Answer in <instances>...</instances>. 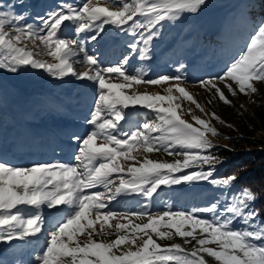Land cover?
I'll return each mask as SVG.
<instances>
[{"label": "snow or ice", "instance_id": "1", "mask_svg": "<svg viewBox=\"0 0 264 264\" xmlns=\"http://www.w3.org/2000/svg\"><path fill=\"white\" fill-rule=\"evenodd\" d=\"M208 3L60 0L35 17L25 0L0 3V70H43L55 79L90 82L95 89L85 132L68 136L76 146L74 162L17 166L0 158V244L37 242L28 252L14 249V264H210L206 257L211 264H264V216L255 207L260 193L249 186L231 191L238 176L216 175L224 159L214 149L227 146L210 138L221 135L211 121H225L207 112L186 86L184 63L174 74L152 78L150 68L132 63H150L166 25L198 15ZM110 30L132 39L114 61L104 63L97 45ZM78 65L87 67L78 71ZM257 82H264V22L252 28L244 47L219 74L195 80L229 106L232 100L221 84L233 97H252L258 94ZM141 86L163 90L140 91ZM182 101L203 115L189 107L191 122L184 119ZM139 109L153 119H135L132 113L138 115ZM161 151L174 159L142 155ZM201 183L220 190L212 202L187 210L171 205L151 210L150 202L166 189ZM128 196L142 197L145 203L134 211L110 207ZM113 232L115 239L103 238ZM41 237H46L42 245ZM174 237L184 244L158 242ZM0 264L7 261L0 258Z\"/></svg>", "mask_w": 264, "mask_h": 264}, {"label": "rangeland", "instance_id": "2", "mask_svg": "<svg viewBox=\"0 0 264 264\" xmlns=\"http://www.w3.org/2000/svg\"><path fill=\"white\" fill-rule=\"evenodd\" d=\"M12 2L14 0H0V3L3 4ZM59 3L60 0H25V6L30 8L32 17L44 15L45 12L55 8ZM17 11H20V9H17ZM260 22H264V14L258 9L256 0H209L208 6L198 15H187L179 23L166 25L162 38L156 43L154 58L150 63H140L135 60L132 63L136 68H150L149 78L163 73L174 74L178 64L184 63L187 66L186 74L188 76L186 86L196 99L204 105L207 112H215L222 119H226L225 112L235 106L240 109L244 108L251 114L253 112L252 100L264 102V82H257L258 94L252 97H246L239 93L233 97L227 88L221 84L220 87L232 100V106H229L218 98L213 99L205 89L195 84V80L207 75L219 74L224 65L244 47L252 28ZM70 35L74 34L70 33ZM109 35H111L114 42L111 52L108 53L102 47L108 35L97 45V54L101 55L104 63L114 61L120 55L125 42L132 39L112 30L109 31ZM90 54H92L91 46ZM42 58L50 59L48 57ZM86 67V65H78L77 70L83 71ZM138 90L162 92L163 86H141ZM94 93L95 89L90 82L85 84L74 77L59 80L51 77L43 70H32L30 68L21 70L16 74L0 70V147L5 146L7 148L11 140L19 141L24 133L26 134L27 124H29V131L31 130L30 127L34 126L36 128L40 127L37 124H44L45 129H43L42 137L47 131L50 133L51 140L60 135L56 133L57 127L55 124L57 122L59 125L64 126L67 125L66 123L81 126L85 132L87 126L84 125V120L88 111L81 112V116V114H72V109L79 113L78 107L75 106L79 95L81 103L88 102V107H90L94 99ZM210 99L212 100L211 104L208 103ZM182 104L184 119L191 122V114L188 113L189 107L193 109L195 115H203L189 102L182 101ZM68 111L69 114L66 113ZM132 115L140 122H143L145 118L148 120L153 119V115L145 109H139L138 115L137 113H132ZM211 122L217 128L215 120ZM64 126H62V129ZM72 128V126L67 125L64 131ZM39 133H41V130ZM28 137L32 141H37L32 137L31 132ZM210 138L213 139L215 144H226L227 142L224 138ZM49 144L50 142H48ZM3 151H0V158L17 166H24L10 157L6 153V149ZM142 155L165 161L174 159L163 151L150 154L143 153ZM72 162H74L73 157L67 161V163ZM121 163L127 166L128 162L121 161ZM231 191L234 190L231 189ZM219 192V189L206 183L175 186L171 190L166 189L161 192L159 196L152 200L150 202L151 210L160 212L165 209L166 205H171L173 209L184 210L204 206L212 202L219 195ZM144 203L142 197L128 196L120 198L119 202H113L110 207L118 212L134 211ZM133 219L136 223L146 222V219L144 221ZM116 222L115 220L112 221L113 224ZM240 226L239 224L236 225V227ZM97 238L99 239V237ZM103 238L109 240L116 237L113 232L111 236H104ZM45 239L46 237H41L39 244L42 245ZM80 239L83 241L84 238L81 237ZM158 242L162 244H184L183 239L180 237H174L171 240H158ZM192 243L194 244L195 241ZM14 244H19L25 252L37 246L36 241L26 245H21L19 241H16ZM13 245L0 244V258ZM188 247L190 248L191 245ZM206 259L211 264V258L206 257Z\"/></svg>", "mask_w": 264, "mask_h": 264}, {"label": "trees", "instance_id": "3", "mask_svg": "<svg viewBox=\"0 0 264 264\" xmlns=\"http://www.w3.org/2000/svg\"><path fill=\"white\" fill-rule=\"evenodd\" d=\"M258 9L264 14V0H256ZM253 112L246 109L231 107L225 112V125L215 124L221 135L217 138L226 139L227 148L220 147L214 152L224 159V163L217 167L216 175L226 177L235 173L238 179L232 186L234 191L249 186L260 193L255 207L264 216V102L256 101L252 104ZM226 125H231L229 128ZM234 129V130H233ZM227 137V138H226ZM241 137V138H238Z\"/></svg>", "mask_w": 264, "mask_h": 264}, {"label": "bare ground", "instance_id": "4", "mask_svg": "<svg viewBox=\"0 0 264 264\" xmlns=\"http://www.w3.org/2000/svg\"><path fill=\"white\" fill-rule=\"evenodd\" d=\"M113 45L114 42L112 41V37L111 35H108V38L106 39L102 47L104 50L108 51L109 53L111 52ZM78 100H79L78 105L79 106L81 105L82 111L83 112L88 111L89 107H86L83 103H81L80 95ZM66 113L69 114V111ZM57 124L58 122L56 123L57 132L56 131L55 132L57 134L59 133L60 135L56 136V138H54L53 140L50 139L49 145L43 140L32 141L27 139L26 137L25 138L22 137L19 141L11 140L7 148L1 146L0 151L6 149V153L10 157L16 159L17 161H20V163L23 165H28V164L30 165L32 163H50L57 160L62 162H67L69 161V158L73 156V153L75 151V145L71 144V142L68 139L69 134L70 133L83 134L84 129L81 126H76L75 124L72 123L71 124L66 123L67 125H69V127L72 126L73 128L71 130L64 131L66 130L64 128L67 125L64 126ZM37 125H40V127H36V128H34V126L30 127L31 128L30 132L32 133V136H34L35 139L41 138L43 135V129H45L44 124H37ZM62 126H64L63 129ZM40 130L41 133H39ZM15 145H17V147H15ZM7 253H8V257H11V261H10L11 264H14L15 260L17 259L15 255L17 254L14 252L13 249H9Z\"/></svg>", "mask_w": 264, "mask_h": 264}]
</instances>
